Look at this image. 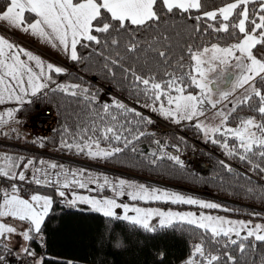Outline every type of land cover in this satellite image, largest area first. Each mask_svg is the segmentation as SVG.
I'll return each instance as SVG.
<instances>
[{
	"label": "snow or ice",
	"instance_id": "snow-or-ice-1",
	"mask_svg": "<svg viewBox=\"0 0 264 264\" xmlns=\"http://www.w3.org/2000/svg\"><path fill=\"white\" fill-rule=\"evenodd\" d=\"M17 33L80 73H95L123 98L107 99L111 88L9 38ZM38 101L56 106L58 126L51 137H34L33 146L134 167L168 161L171 170L188 171L185 137L158 138L148 130L155 115L190 127L227 158L208 176L189 172L194 179L264 202V184L253 182V175L264 181V0H0V136H20L11 126ZM3 181L0 264H51L37 247H47L59 206L101 218L92 240L97 256L127 251L144 233L157 242L155 264H168L159 245L169 230H180L192 241L181 264H264V213H248L262 222L214 215L234 210L123 174L23 154L0 153ZM150 204L198 211L141 206Z\"/></svg>",
	"mask_w": 264,
	"mask_h": 264
},
{
	"label": "trees",
	"instance_id": "trees-1",
	"mask_svg": "<svg viewBox=\"0 0 264 264\" xmlns=\"http://www.w3.org/2000/svg\"><path fill=\"white\" fill-rule=\"evenodd\" d=\"M219 3V0H216ZM69 66L74 70L70 71L74 75L79 74L83 75L85 80L95 81L100 87H103L105 90L111 88L112 92L109 94L107 99H111V96L115 95L121 97L119 90L115 89L112 85L99 81L95 73H80L79 69L73 65ZM63 79V77L61 78ZM123 98V97H121ZM131 103V101H127ZM47 103L37 102L36 105L30 106L29 110L20 114V119H24L35 111L39 110L42 106ZM55 113H57V108L54 104H47ZM22 126V124H21ZM58 126V116L56 115V122L53 128ZM149 130V129H148ZM20 136L14 132L10 134V137L0 136V151L2 149H12V146L4 145L5 142H10L21 146L22 148H13V152L23 153L26 156H36L41 157L38 152L44 151H54V146L51 144L45 149H40L37 146L31 144L33 138L25 139L24 134L21 131V127L18 128ZM150 131V130H149ZM188 138H185L187 141V147L184 148L188 152H193L196 150L195 142H201L200 137L193 131L191 128L182 129ZM52 136V133L49 135ZM173 136H180L174 133L166 134H157L158 138L170 140L172 143L175 141L171 140ZM195 141V142H194ZM206 147L213 150L214 155L208 154L202 150L199 151L201 155L207 156L213 165L211 171L205 173V176L210 175L213 172V169L217 167L218 158L227 159L221 150L214 145L203 143ZM146 151L149 150V140L141 145ZM36 151V152H35ZM68 156H72L68 154ZM70 159V158H69ZM233 167L237 170L244 172L246 167L241 165L236 161H231ZM105 164L111 166L114 169H121L123 171L140 173L147 175L152 178L165 180L170 183H175L177 185L197 189L201 192H211L219 196L229 198L233 201L232 205H228L229 209L234 211L224 212L228 216H235L242 219H256L261 221L259 218H253L248 213L250 212H259L264 213V202L259 198H252L243 194L240 190H234L229 187H220L217 183L209 181L207 183L194 179L189 172H194L188 168L186 172H179L171 170L169 165L170 162L163 161L161 162V167L153 169L147 166H138L134 167L130 162H105ZM196 173V172H195ZM201 174V173H197ZM253 182H259L264 184V181H258V178L253 175ZM43 191V190H42ZM258 209V210H257ZM100 217L91 212H81L75 209H71L64 206H59L57 208L56 217L51 221L49 225V231L47 236V247H37V251L46 255V257L51 261V264H67V261H73V264H99L100 260L107 259L108 264H155L156 259V248L153 246L157 242L154 241L147 234H139V243L135 242L136 238H133V243L127 251L120 252L119 254L109 255L105 257L103 254L97 256L92 240L95 234V229L100 221ZM192 241L189 239V233L186 231L177 230L175 232L169 230L166 237V243L159 245L164 247L168 252V264H181L182 260L185 259L188 255L189 248Z\"/></svg>",
	"mask_w": 264,
	"mask_h": 264
},
{
	"label": "rangeland",
	"instance_id": "rangeland-1",
	"mask_svg": "<svg viewBox=\"0 0 264 264\" xmlns=\"http://www.w3.org/2000/svg\"><path fill=\"white\" fill-rule=\"evenodd\" d=\"M43 107L45 108V107H49V106L47 104H45L41 108H43ZM146 114L153 115L151 113H146ZM153 117L162 121L161 118H159L155 115H153ZM162 122L168 123L166 121H162ZM173 126H174L175 130L177 131V132H173L174 134L179 133L177 135H181V136H184L185 138H188V136L184 132H182L181 128H179L176 125H173ZM11 127L18 129L21 127V125H15L14 124ZM12 134H14V132ZM200 141L201 142H195L194 141L195 142L194 145H196V150H195L196 152L195 151L194 152L197 154V146L199 147V145H201L205 151H207L209 154L215 156V153L213 152V150L206 147L203 144L204 142L202 139H200ZM38 154H40L42 158L54 160L58 163H64L67 167H73L74 168V167L88 166L96 172L107 173L110 176H118V175L123 174L128 179H132V180H135V181H138L141 183H146V184L152 185V186H159L163 189H168L171 191H178L184 195H191L195 198L218 202L227 208H229V206H228L229 204L232 205V203H233V201L230 200L229 198L219 196V195H216V194L211 193V192H201V191H197V189L183 187V186L177 185L175 183H170V182H167L165 180L152 178V177H149L147 175L140 174V173H135V172L133 173V172H128V171H123L121 169H114L111 166L105 164V162H103V161H89V160H87V158L78 157V156H74V155L68 156L67 153H60V152H57L55 150L54 151L50 150V151L38 152ZM201 156H203V155H201ZM141 206H143V207H158V208H163L166 210L171 209L174 211H198L197 208H195L193 206H187V205L150 204V205H141ZM212 214L227 216V217L232 218V219H242V218H237L235 216H228L223 211L217 212V211L213 210ZM245 220H247V219H245ZM255 222H262V221H258L255 219ZM10 259H12V258H10Z\"/></svg>",
	"mask_w": 264,
	"mask_h": 264
},
{
	"label": "built area",
	"instance_id": "built-area-1",
	"mask_svg": "<svg viewBox=\"0 0 264 264\" xmlns=\"http://www.w3.org/2000/svg\"><path fill=\"white\" fill-rule=\"evenodd\" d=\"M69 71H74V70L69 67ZM153 119L157 121V124L151 126L149 128L150 131L156 132L157 134L177 132L172 124L162 122L156 119L155 117H153ZM55 122H56V115L54 111L49 107H45V108L43 107L35 111L34 113L30 114L24 119L21 126V130L24 136L27 138H34L36 136H49L51 133L50 129L53 128ZM200 150L208 153L207 151L204 150V148L201 145H199V147L197 146V154L195 153L196 151L188 152L184 149L182 154V159L185 160V163L188 165V168H190L192 171L196 173L205 174L212 170L213 165L211 160L207 156L205 155L201 156V154L199 153ZM169 151H173V150L169 149ZM173 154L176 153L173 152ZM218 158L222 159V157L219 156ZM0 186H7V182L6 181L0 182Z\"/></svg>",
	"mask_w": 264,
	"mask_h": 264
},
{
	"label": "crops",
	"instance_id": "crops-1",
	"mask_svg": "<svg viewBox=\"0 0 264 264\" xmlns=\"http://www.w3.org/2000/svg\"><path fill=\"white\" fill-rule=\"evenodd\" d=\"M17 37H18V39H17ZM9 38L17 40L18 43L23 44L25 47L31 48L34 52L43 53L46 58L54 57V58L58 59L61 63L65 64V66H67V65L69 66V64H70V62H67L66 60H64V58L59 57L58 54H56L50 48H46L44 45H41L37 42H34L33 40H31V38H29L27 36H23V35H20L17 33L15 36L9 34ZM8 137H10V136H8ZM11 144L12 143H10V142H8V144L4 143V145L12 146L13 148H18L16 146L11 145ZM12 149H2L0 151V153H8V154H13V155L23 154V153L13 152Z\"/></svg>",
	"mask_w": 264,
	"mask_h": 264
}]
</instances>
